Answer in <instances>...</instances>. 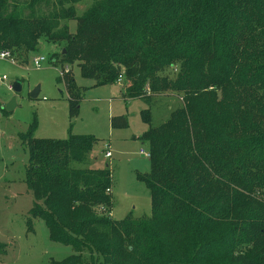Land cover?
Returning <instances> with one entry per match:
<instances>
[{"label": "trees", "instance_id": "trees-1", "mask_svg": "<svg viewBox=\"0 0 264 264\" xmlns=\"http://www.w3.org/2000/svg\"><path fill=\"white\" fill-rule=\"evenodd\" d=\"M79 1L0 0V51L22 63L40 40L62 44L56 80L71 118L81 99L73 63L146 104L151 214L113 220L109 168L72 165L96 138H37L33 119L20 136L34 197L28 231L40 218L51 241L73 250L50 264H264V0H94L76 15ZM167 92L181 102L152 125L153 97Z\"/></svg>", "mask_w": 264, "mask_h": 264}, {"label": "rangeland", "instance_id": "rangeland-1", "mask_svg": "<svg viewBox=\"0 0 264 264\" xmlns=\"http://www.w3.org/2000/svg\"><path fill=\"white\" fill-rule=\"evenodd\" d=\"M15 1L22 5L24 0ZM93 2L80 0L74 5L75 14L81 15ZM62 22L71 32L75 31L74 20ZM61 48L62 44L40 40L39 48L31 51L22 63L13 55V62L0 59V243L5 246L0 264H50L51 260H62L73 252L70 245L49 239L48 229L40 218H31L32 230L28 231L26 221L34 197L26 183L28 148L20 136L33 119L36 122L33 135L37 138L66 139L70 133L96 138L84 160L72 165L83 169L109 168L113 220H138L151 214L149 191L141 178L149 171L150 161L139 153L140 149L149 151L148 143L139 138L149 127L141 115L146 104L138 98H124L119 82L95 85L73 63L68 67L81 88V99L78 115L71 118L64 84L56 80L61 68ZM37 56L45 57L39 68L33 65ZM14 82L20 86L17 92L10 89ZM36 86L39 91L32 97L30 92ZM12 97L16 105L6 111L5 105ZM180 102L171 92L155 95L150 107L151 124H160L171 107ZM116 115L126 117V127H110L109 119ZM105 150L110 151V156L104 155ZM94 211L101 213L96 207ZM96 264L103 263L97 260Z\"/></svg>", "mask_w": 264, "mask_h": 264}, {"label": "built area", "instance_id": "built-area-1", "mask_svg": "<svg viewBox=\"0 0 264 264\" xmlns=\"http://www.w3.org/2000/svg\"><path fill=\"white\" fill-rule=\"evenodd\" d=\"M0 59H8L10 61H14L13 58L11 57V53L8 50H3L0 51ZM43 61H45V57L44 56H37L33 58V65L35 66V68H39L41 66V64L43 63ZM2 79L5 78V76H1ZM121 80V77H118V81ZM139 153L143 154L144 156H146L147 158H149V151L145 152L143 149H140ZM105 156H110V151L109 150H105L104 152Z\"/></svg>", "mask_w": 264, "mask_h": 264}, {"label": "water", "instance_id": "water-1", "mask_svg": "<svg viewBox=\"0 0 264 264\" xmlns=\"http://www.w3.org/2000/svg\"><path fill=\"white\" fill-rule=\"evenodd\" d=\"M39 48V45L36 46V49ZM64 52V50H63ZM10 89H12L13 91L17 92L20 90V86L17 85L16 82L12 83L10 86ZM39 91L38 86H36L34 89H32V91L30 92V96L35 97L37 95ZM15 98L12 97L5 105V110L6 111H11L14 107H15Z\"/></svg>", "mask_w": 264, "mask_h": 264}, {"label": "crops", "instance_id": "crops-1", "mask_svg": "<svg viewBox=\"0 0 264 264\" xmlns=\"http://www.w3.org/2000/svg\"><path fill=\"white\" fill-rule=\"evenodd\" d=\"M120 86V85H119Z\"/></svg>", "mask_w": 264, "mask_h": 264}]
</instances>
